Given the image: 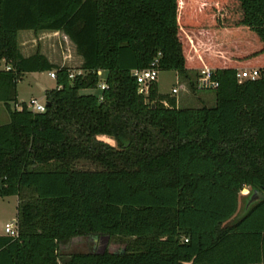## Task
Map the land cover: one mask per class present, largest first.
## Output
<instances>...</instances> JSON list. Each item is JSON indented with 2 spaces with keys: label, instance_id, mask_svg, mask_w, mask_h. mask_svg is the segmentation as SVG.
<instances>
[{
  "label": "trees",
  "instance_id": "16d2710c",
  "mask_svg": "<svg viewBox=\"0 0 264 264\" xmlns=\"http://www.w3.org/2000/svg\"><path fill=\"white\" fill-rule=\"evenodd\" d=\"M19 31H61L82 73L24 57ZM155 59L192 88L212 68L215 106L180 108L155 81L142 92L132 72ZM0 62V197H18L0 264H264V198L239 211L264 195V0H0ZM51 70L44 112L11 106L25 73ZM102 236L127 241L61 250Z\"/></svg>",
  "mask_w": 264,
  "mask_h": 264
},
{
  "label": "rangeland",
  "instance_id": "374dc122",
  "mask_svg": "<svg viewBox=\"0 0 264 264\" xmlns=\"http://www.w3.org/2000/svg\"><path fill=\"white\" fill-rule=\"evenodd\" d=\"M69 47L66 48V52L71 54V60L75 64V57L77 55L74 45L67 41ZM72 70H77V68H71ZM242 69V68H240ZM104 77V73L102 74ZM157 85V91L159 94L166 96H173L177 102V106L180 108H199V107H213L215 106V92L212 90H198L195 87L192 88L189 84V80L183 78L176 71L173 70H158L157 78L155 80ZM57 86L56 80L48 76L47 71L44 72H31L26 73L17 83L18 99L19 104L21 100L28 101L30 97H35L39 103H45V91L46 88L53 89ZM146 85H140V90L142 92H147ZM178 88L177 93H172V88ZM81 93H92L99 94L101 89L99 87L95 89H86L80 91ZM13 108L14 104L11 103ZM9 121L8 113L5 105L0 104V125L7 123ZM105 138V137H103ZM105 140L110 143H114L111 138H105ZM81 168L95 169L96 166L87 161H81L78 164ZM241 194L248 195L249 189L245 188ZM249 197V195H248ZM240 199L239 201V211L241 208L247 207V199ZM15 200L14 195L0 198V232L3 233V226L6 222H11L16 219L15 212ZM126 238H107L94 237V238H84L77 237L61 246V250L64 252H86V251H118L125 246Z\"/></svg>",
  "mask_w": 264,
  "mask_h": 264
},
{
  "label": "built area",
  "instance_id": "2783aa9c",
  "mask_svg": "<svg viewBox=\"0 0 264 264\" xmlns=\"http://www.w3.org/2000/svg\"><path fill=\"white\" fill-rule=\"evenodd\" d=\"M158 60L155 59L151 62L150 66L144 69L133 70L132 74L135 77L137 83L139 85L148 86L150 83L154 82L157 78L158 73ZM0 69L9 70L10 66L5 65L3 62L0 64ZM81 69L71 70L68 74L69 78H73L75 75L81 74ZM102 72L98 71V75H101ZM49 76L51 78H56V74L54 70L49 71ZM259 76V70L257 68H243L238 69L236 72V77L239 81L243 80H254ZM100 89L105 88L104 81H101L98 84ZM194 87L198 90H215L218 87V81L213 78V69L209 67H203L198 70L197 76L194 81ZM172 93H177L178 88H172ZM27 107L33 112H44L46 109V101L45 103H39L36 98H31L27 102ZM3 235L11 238L18 237V224L17 219L7 222L3 226Z\"/></svg>",
  "mask_w": 264,
  "mask_h": 264
},
{
  "label": "crops",
  "instance_id": "0c3cea01",
  "mask_svg": "<svg viewBox=\"0 0 264 264\" xmlns=\"http://www.w3.org/2000/svg\"><path fill=\"white\" fill-rule=\"evenodd\" d=\"M17 41H18L19 51L24 57H28L36 53L37 51H39L41 54L47 57L49 62L52 64H55L58 66H66L69 68L75 67L77 69H80L82 58L79 55H76V57L74 58L75 64L72 62L71 54L66 52V48L69 47L67 44V41H69V39L61 31H42L38 33H35L33 31H19L17 35ZM47 74L49 76V71H47ZM16 90H17V87H16ZM46 90H50V89L46 88ZM31 98H35V97H30L28 101ZM28 101L21 100V103L24 102L27 104ZM1 103L2 102H0V104ZM13 104L15 108L17 109L21 108V106L18 105L19 104L18 91H17V101L16 103H13ZM15 197H16V200H15L14 208H15V212H16L15 214L17 217L18 197L17 196ZM0 198L3 199L5 197H0ZM0 236H4L3 233L0 232Z\"/></svg>",
  "mask_w": 264,
  "mask_h": 264
},
{
  "label": "water",
  "instance_id": "95a60500",
  "mask_svg": "<svg viewBox=\"0 0 264 264\" xmlns=\"http://www.w3.org/2000/svg\"><path fill=\"white\" fill-rule=\"evenodd\" d=\"M50 103L46 101V106H49ZM264 198V195L259 192L258 190H252L251 193L249 194V197L247 199V207L255 203L256 201Z\"/></svg>",
  "mask_w": 264,
  "mask_h": 264
}]
</instances>
